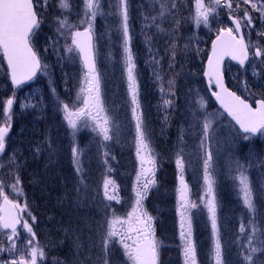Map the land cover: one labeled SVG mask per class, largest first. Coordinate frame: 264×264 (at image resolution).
Instances as JSON below:
<instances>
[{
  "label": "rangeland",
  "instance_id": "obj_1",
  "mask_svg": "<svg viewBox=\"0 0 264 264\" xmlns=\"http://www.w3.org/2000/svg\"><path fill=\"white\" fill-rule=\"evenodd\" d=\"M252 2L256 3L258 7L264 4V0H252ZM56 3L57 0H49L50 9L47 10L48 13L46 11L47 23L34 36L33 42L35 49L37 44L40 50L39 55L42 64L48 66L41 71L40 83L44 80L47 83L48 80L49 86L44 85L47 86L48 93L50 91L53 96L57 95L62 104L64 97L69 107L74 109L83 106V97L87 95V93L80 92L85 72L78 56L65 50V43L70 44L71 40L66 42L62 36H58L55 18L67 16L69 23L78 25L79 20L83 17V0H69L70 9L63 11L55 6ZM100 3L103 14L97 16L93 34L96 38L95 55L100 78V99L110 120L109 135L112 138L104 141L102 135L92 130L91 121L88 122V127H84L82 122L79 130L75 133V137H73L72 129L64 119L61 108L60 120L55 121L59 142L63 145L65 142L63 140H68L70 149L61 150L58 153L62 162L63 157L70 154L69 162L72 171L68 174L64 166L65 172L63 169L59 172L60 168L52 167L48 175L46 174L47 170L44 169L42 176L36 177L37 173L35 175V172L32 171L35 170V167L32 168L31 166L32 174L29 177L23 168L25 161L30 160L32 165L36 162L37 156L45 152L43 154L46 155L44 162L50 165L52 162H50L51 157L49 156L55 147V142L53 139V143L51 142L53 147L48 146V137L46 136L55 138L56 136L50 131L51 126L46 123V121L52 120V117L47 115V105L44 102L36 101L35 106L37 95L41 98L44 95L40 91L35 92L32 89L34 87H28L25 88V91H21L22 98L24 97V111L31 108L34 112L32 114L34 118L29 125L23 122L19 126V133H17L18 136L16 135L14 146L0 154V181H3L5 185L4 192L10 200L18 203L21 208L26 204L22 186L24 179L29 182L33 191L36 189V195H41L47 194L45 179L48 177L53 179L60 175L63 180V176L66 175V178H73L72 185L69 186L71 188L68 187L66 180L58 182L59 185L62 187L64 184L68 188L67 190L74 188L75 192H80L82 194V198L80 196L81 207L88 206L92 209L78 214L77 218L73 214L68 215L66 220H63L65 215L56 216L58 218L54 223L56 228L52 227L49 214L41 216L28 209V206L23 212H20L24 217L22 219L28 220V223L32 225L36 239L43 248L44 256L38 257V264H103L102 239L108 227L107 220L112 218L113 214L118 217H126L134 204L135 193L133 188L137 183V174L141 170V162L137 155L136 122L132 113L133 105L131 104L124 63L122 16L118 8L119 0H100ZM204 3L207 5L209 0H204ZM194 4L195 0L192 3L191 15H189L192 32H189L188 36L195 32L199 35V41L198 44H193V55L187 60V66L182 67L176 64L177 68H174L178 71L179 77L183 76L181 87L184 93L178 102V112L175 111V106H172L171 110L163 106V97L156 79L160 69H145L134 53L133 36L130 28L131 18L128 13L130 47L136 64L139 111L142 113L143 124L150 141L151 154L155 157L156 164L158 161L163 169L162 173L157 175L158 170L157 165H155L156 184L148 190L147 196L143 200V210L148 211L154 208V211L159 213L162 209V213L170 216L168 221L163 222V236L169 238L165 243L169 244L177 240L179 246L175 252L171 245L167 246L163 243V249H159V258L162 257L163 261H167V257H170L172 260L167 264H185L183 242L180 238L181 219L178 191L180 171L175 163L177 153L182 149L181 155L185 163L183 176L189 189L188 200L198 205L197 208L190 209L186 213L191 217L192 240L196 246L197 264H215L210 251L213 245V236L211 220L206 207V185L203 179L205 150L211 151L213 155L212 171L215 178L217 223L223 262L224 264H242L240 253L242 248L247 249V239L245 234L240 232V226L241 223H244L247 230L248 220L251 217L242 202L239 181L236 179L238 172L235 162L238 160L247 169L246 174L249 176L253 189L256 206L255 222L257 227L261 229L256 234L257 239L253 241V244L259 247V241L264 240V134H259L256 137L250 136V139L244 140L242 135H235L236 129L221 116L218 117V122L214 119V131L209 130L210 135L205 141V147H200L204 114L218 112L201 87L202 65L208 50V46L204 49L202 43L209 41L210 36L214 35L219 28L231 27V23L228 10L224 9L219 12L218 16L210 17L209 26L205 27L203 24L197 26L193 19L195 15ZM244 7L241 5V8L237 10L234 0L233 16L237 19L241 18ZM247 8L252 16L251 25L244 27L242 24L244 36L249 35L250 37L247 43L256 44L259 41L260 45H264V38L258 37V33L264 32V22H262L264 17L260 12L252 9L250 4L247 5ZM176 26L179 28L178 23L171 24L169 30L176 29ZM82 27L84 26L79 28ZM49 37H52V40H49ZM250 50L253 51L254 48L250 47ZM172 52L169 50V56L172 55ZM169 61L172 65L175 63L171 59ZM254 65L256 66L255 72ZM262 69H264V63H261L259 58L251 60V63L241 71H235L233 66H229L228 84L246 99L264 98L261 95L264 93V71H261ZM165 79L168 81L173 78L167 76ZM198 97H203L206 101L205 109H199L196 103ZM194 111L195 115L193 114ZM54 112L56 114L57 110ZM173 115L175 117L171 120ZM181 135L183 136L182 141ZM33 139L34 141H32ZM21 145L25 148L22 153ZM31 146L33 147L31 148ZM74 147L80 150L79 167L81 171L79 173L76 171L77 166L73 159L72 149ZM30 148L31 152L28 154ZM105 153L109 155L105 157ZM141 154L146 155L143 152ZM48 158L49 160H46ZM105 159H107V164ZM9 165L11 166L9 167ZM144 166L148 167L149 165L145 164ZM116 168H118L117 172ZM114 175L122 177L124 182L119 183L118 178H115ZM17 176L19 177V184L17 188H13L12 185ZM106 176H110L119 185V202L104 200L103 180ZM145 180L146 178L141 176V183ZM41 183L43 184L40 186ZM71 195L73 196V192ZM192 195L193 198L198 197L200 199L193 201ZM1 198L2 196H0V200ZM39 201L41 202V200ZM76 202L75 199L74 203ZM106 203L110 204L108 208H105ZM28 213L36 218L35 221L30 219ZM73 220H81V227L74 224ZM117 227L124 231L127 226L120 227L118 225ZM17 230L20 233V239L15 240V244L20 252L27 253L30 249H25L24 243L28 234L26 230L21 228V225ZM128 243L131 241L129 240ZM8 244L9 242L5 241V246ZM58 250L63 255L59 256L56 253ZM20 252L16 249L6 250L5 255L9 257L7 261L10 262L12 259L19 258ZM109 256L111 264H131L124 255L122 245L118 243L111 245ZM257 260L264 261V256H258Z\"/></svg>",
  "mask_w": 264,
  "mask_h": 264
},
{
  "label": "snow or ice",
  "instance_id": "obj_2",
  "mask_svg": "<svg viewBox=\"0 0 264 264\" xmlns=\"http://www.w3.org/2000/svg\"><path fill=\"white\" fill-rule=\"evenodd\" d=\"M234 0H209L205 5L204 0H195L194 22L197 26L203 24L205 27L209 26L210 17H216L219 12L227 9L228 16L234 25L228 28H219L217 30L216 39L212 41L211 53L208 56L207 69L204 75L209 77V84L215 81V85L219 89L212 92V96L219 102L223 112L205 113L202 122L203 136L201 138L200 147H205V141L210 135V129H213L214 119L218 122V117L227 113L228 116L235 121L236 129L235 135H242L244 140L250 139L253 134H264V98L255 101L256 107H253L246 99L241 98L235 92L230 91L225 87L221 71V62L225 57H230L232 60L238 61L243 66L246 61L250 60L249 49L254 48L251 53V59L259 58L261 63H264V45H260L259 41L256 44L251 42L246 43L244 36L241 33L242 24L248 27L252 24V16L249 14L247 5H251L252 9L260 12L264 17V4L259 7L252 0H235V7L237 10L244 5L243 16L237 19L233 16ZM49 0H0V51L3 52L7 60L8 69L11 74V81L14 86H20L26 81H31L38 73L43 71L48 66L42 64L41 56L35 50L33 37L40 29L43 22L42 10L47 8ZM56 7L63 10L70 9L69 0H57ZM175 0H171V4L167 0H163L160 5V16L163 17L165 12H170L171 9L176 8ZM118 8L122 16V29L124 35V63L127 74L128 89L131 96L132 113L135 118L136 130V144L137 155L140 157L141 170L137 174V183L134 185L133 191L135 193L134 204L127 213L126 217H118L113 214L112 218L107 220V230L102 239V248L104 251L103 264H111L109 253L111 245H122L124 255L128 258L131 264H159V248L160 244L155 238L153 228V217L150 216L146 210H143V200L147 196L150 187L156 184L155 180V157L151 154L152 149L149 147L150 141L148 139L145 127L143 124L142 113L138 100V83L136 76V64L134 62L133 53L130 47V37L128 29V10L127 0H119ZM40 9L41 11H38ZM102 6L100 0H83V17L79 20L78 25L69 23L67 16H57L56 33L62 36L67 42L69 39L71 43H65L64 48L68 53H75L78 55L83 63V67L87 70L84 73V80L80 89L81 93H87L83 97V106L78 108H70L67 103L62 104L64 119L68 126L72 129L73 137L79 130L81 123L84 127H88V122L91 121V127L94 132L102 135L103 140H110L109 135L110 120L105 113L100 99V78L96 68L95 52L93 44V28L94 22L98 15H102ZM155 20V17H153ZM264 22V21H262ZM80 26H84L83 31L79 30ZM75 29V30H73ZM259 38H264V32L258 33ZM52 40V37L48 38ZM55 43V41H53ZM173 49L175 45H172ZM187 48L188 45H185ZM47 51V49H45ZM199 51V49H198ZM173 57L175 51L172 52ZM158 63V62H157ZM171 67V65H169ZM255 65L253 66L255 72ZM261 71H264L262 69ZM259 75V73H256ZM156 79L161 81L160 91L162 97L175 96V79L167 81V92L164 88L163 77L157 75ZM86 85V86H83ZM53 91H55L53 89ZM264 96V93H261ZM79 99V97H78ZM14 98H9L4 102L3 114L6 117L5 123L0 125V154L5 152V140L11 127V109L13 107ZM172 99H163V106L167 109L173 105ZM196 103L199 109L206 108V101L203 97H198ZM95 111V114H93ZM195 115V111L193 113ZM167 119V117H165ZM235 125L232 127L235 128ZM181 141L183 136L180 137ZM182 149L177 153L175 161L177 168L180 171L179 175V205H180V238L183 242V257L185 264H197L196 246L192 240V225L191 217L186 215L190 209L197 208L196 203L188 200V185L185 182L183 171L185 163L181 155ZM74 163L76 164V171H81L79 167L80 150L76 147L72 149ZM146 155H142L141 153ZM109 154L105 153V157ZM107 164V159H105ZM149 165L145 167L144 165ZM213 155L211 151L205 150V158L203 160L204 182L206 185V207L211 220L213 245L211 248V255L215 264H224L222 258V245L219 236V229L217 223V202L214 192L215 178L212 171ZM238 175L236 179L239 181V191L246 211L250 214L248 220L247 230L244 223H241L240 232L244 233L247 239V249H241L240 257L242 264H264V261H258V256H264V240L259 241V247L253 244L257 239L256 234L261 231L255 222L256 206L254 203L253 189L250 184L249 176L246 174L247 169L238 160L235 162ZM11 165H9L10 167ZM111 172V169H109ZM144 176L146 180L141 183L140 178ZM150 177V178H149ZM19 184V177L15 178L13 188H17ZM4 183L0 181V196L3 197L4 215L0 216V228L11 230V234L5 233L6 239L9 242L8 246L0 245V251H16L17 248L15 240L20 239V233L17 230V225H21L23 230L28 234L27 240L24 243L25 249H30L29 252H20L19 258L12 259L5 264H38V257L44 256L43 248L39 245L36 239V233L33 227L28 223V220L20 218L19 213L23 212L27 205L23 208L10 200L8 195L4 192ZM119 185L110 176H106L103 180V197L107 202H119ZM110 204L106 203L105 208ZM31 220L35 221V217L28 213ZM127 226L124 231H121L117 226ZM131 243H128V241ZM30 257V258H29Z\"/></svg>",
  "mask_w": 264,
  "mask_h": 264
},
{
  "label": "trees",
  "instance_id": "obj_3",
  "mask_svg": "<svg viewBox=\"0 0 264 264\" xmlns=\"http://www.w3.org/2000/svg\"><path fill=\"white\" fill-rule=\"evenodd\" d=\"M129 5V16L131 18V30H132V36H133V47L135 54L138 56V60L141 62V66H143L145 69H160L159 73L157 75L163 77V83L165 91L167 92V80L165 77H170L175 79V96H163L162 99H172L174 101L172 106H175V109H178V102L183 96L184 91L182 90L181 84H182V77H179V73L174 68H177L178 64L179 66L186 67L187 66V60L190 58L191 55H193V44L197 42V39H199V35L197 33H192V35L188 36L189 32L191 31L189 20V15H191V9H192V3L193 0H175L177 7L174 9H171L170 12H165L163 17L159 15L161 8L160 5L163 2V0H127ZM167 3L171 4V0H167ZM177 15V16H176ZM153 17H155V20H153ZM171 17H173V22L177 20V23L179 24L176 26V29H170L171 28ZM174 25V24H173ZM198 36V37H197ZM171 39L169 41V39ZM206 41L202 43L203 48L206 47ZM175 45L174 49L172 45ZM198 44V43H197ZM185 45H188L186 48ZM169 50L175 51V56L173 55L169 56ZM203 58V57H202ZM169 59H171L173 62V65L170 63ZM158 62V63H157ZM171 65V67H169ZM188 73V72H187ZM46 82V80H45ZM48 84V83H47ZM157 84L159 85V88L161 86V81L157 80ZM45 83L36 80L34 83H32V86L34 88V91H40L41 94L44 95L43 98L39 97L37 95V98H35V106L36 101H41V103H45L48 107L47 115L52 117V120L46 121L47 124L51 126L52 134L56 136L55 137H48L47 141L49 143L48 146L53 147L51 145L52 140L54 139L55 147L53 151L50 153L51 159L50 162H52L50 165L45 163L44 159L46 158V155L41 154L40 156H37L36 162L31 165L30 160H26L25 164L23 165V168L26 170V173L29 175L32 174L31 170L35 167V170H32L35 172L36 177L42 176V171L47 170L46 174H49L50 168H60L59 172L63 169V166L66 169V173L70 174L72 171V166L69 162V155L63 157V162L60 157V154L58 151H67L69 148V141H65L62 145L61 142H59L58 137V128L56 125V120L59 119L62 103L59 98H57V95L53 96L50 94V91L48 93V90L44 86ZM161 92V91H160ZM33 98V97H30ZM40 103V102H39ZM63 103H66L65 98L63 97ZM171 106V107H172ZM170 107V108H171ZM25 105L23 100H20V114H19V126L25 122L26 124H30L31 120H33L32 114L34 113L31 108L29 110L24 111ZM55 110H57V113L54 114ZM25 115H24V114ZM32 116V117H31ZM21 120V121H20ZM60 120V119H59ZM46 124V125H47ZM60 131V129H59ZM29 134V133H28ZM61 134V133H60ZM62 135V134H61ZM63 135L64 132H63ZM23 136V135H22ZM66 138V136H65ZM34 141V139L32 140ZM53 143V142H52ZM36 144V143H35ZM33 146H31L32 148ZM31 148L28 152V154L31 152ZM25 148L21 145V153ZM70 153V152H69ZM46 160H49L46 159ZM32 166V168H31ZM46 167V168H45ZM64 171V169H63ZM118 171V168H116V172ZM65 172V171H64ZM115 172V174H116ZM115 178H118L119 183H123L124 180L122 177H117L114 175ZM72 177L66 178V175L63 176V180L61 176L59 177H48V179H45L47 183L44 182L46 185V191L47 194H41L36 195V189L33 191V188H31V185L27 180H23L22 186H23V192L25 195V200L28 209L31 211L33 210L34 213H38L41 216L43 214H49L50 215V223L52 224L53 228H56L54 225L57 217L64 216L65 218L63 220L67 219L68 215L78 217V214L85 213L88 210H92L91 207L84 206L81 207L82 201L80 202V196L82 198V194L79 192H75L74 188L73 190H67L63 184L61 187L58 182H63L64 180L68 181V187L72 185ZM160 179V178H159ZM74 181V180H73ZM43 183L40 184V186ZM167 184V183H166ZM66 188V189H65ZM71 188V187H69ZM64 189V190H63ZM33 191V192H32ZM40 191V189H38ZM73 192V196L71 193ZM65 194V195H64ZM63 197V198H62ZM72 197V198H71ZM56 198V200H55ZM59 200H58V199ZM76 199V203H74V200ZM200 198L195 197L192 198V200H199ZM41 200V202L39 201ZM159 202V201H158ZM161 204V201H160ZM162 206V204H161ZM158 213L154 211L153 209H149L148 212L151 214V216L154 219L155 223V238L160 244L159 249H163V243L169 238L167 236H163V222L168 221L170 219V216L168 214ZM57 216V217H56ZM74 224L80 225L81 227V220H73ZM67 224V223H65ZM63 228V223L61 224ZM177 235L176 233H174ZM173 235V236H175ZM167 246L171 245V247L175 250H177V247L179 244L177 243V240L173 243H165ZM59 256L63 255L62 252L59 250L56 252ZM167 261H163V258H159V264H167L170 263L172 260L170 257H167Z\"/></svg>",
  "mask_w": 264,
  "mask_h": 264
},
{
  "label": "flooded vegetation",
  "instance_id": "obj_4",
  "mask_svg": "<svg viewBox=\"0 0 264 264\" xmlns=\"http://www.w3.org/2000/svg\"><path fill=\"white\" fill-rule=\"evenodd\" d=\"M9 98H14L13 107L11 109L12 128H13V132L11 136L12 138H15L18 132L17 118H18V105H19V90L18 89L12 90L11 88L8 79L7 68L3 61L2 52L0 51V125H3L5 123L6 117L3 114V106H4V102ZM9 135H10V129L7 136ZM5 233L11 234V232L0 228V245L3 246H5V241H7V239L5 238ZM7 259H9V257H6L5 251H0V264H5V262H8Z\"/></svg>",
  "mask_w": 264,
  "mask_h": 264
},
{
  "label": "water",
  "instance_id": "obj_5",
  "mask_svg": "<svg viewBox=\"0 0 264 264\" xmlns=\"http://www.w3.org/2000/svg\"><path fill=\"white\" fill-rule=\"evenodd\" d=\"M81 31H83V29H80ZM216 39V36L214 37V39L213 40H215ZM212 40V41H213ZM211 46H212V42H211V44H210V51H209V53H208V56H209V54L211 53ZM3 53V52H2ZM4 56V55H3ZM208 56H207V58H206V61H205V64H204V70H203V78H204V81H205V85H206V87H207V89H208V92H209V95L211 96V98L213 99V101H214V103L216 104V106H217V108L221 111V112H223L224 110L221 108V106H220V104H219V102L215 99V97L214 96H212V90L210 89V84H209V77H207V76H205L204 75V72H205V70L207 69V61H208ZM4 59H5V62H6V64H7V60H6V58L4 57ZM79 59H80V61L82 62V60H81V58L79 57ZM225 59H228V60H230V61H232V62H234L235 64H237L238 66H240L241 68H243V66H241L239 63H238V61H235V60H232L230 57H225L224 58V60ZM223 60V61H224ZM223 61L221 62V71H222V64H223ZM83 64V63H82ZM7 67H8V65H7ZM85 69V68H84ZM86 70V69H85ZM8 71H9V69H8ZM87 71V70H86ZM222 76H223V73H222ZM9 77H10V81H11V74H10V71H9ZM27 82V81H26ZM213 82V84H214V86H215V91H218L219 89L217 88V86L215 85V81L213 80L212 81ZM223 82H224V85H225V87L227 88V86H226V84H225V81H224V76H223ZM11 84H12V81H11ZM12 86H13V88H16L17 86H14L13 84H12ZM229 89V88H228ZM231 91V90H230ZM254 107H256V104H255V106ZM230 120H232V118L230 117V116H228L227 115V113H224ZM234 123H235V121L234 120H232ZM238 128H239V126L238 125H236ZM254 135V134H253ZM6 206L4 205V200L2 201V204H1V206H0V213H1V216L2 215H4L5 213H4V211H3V209L5 208Z\"/></svg>",
  "mask_w": 264,
  "mask_h": 264
}]
</instances>
